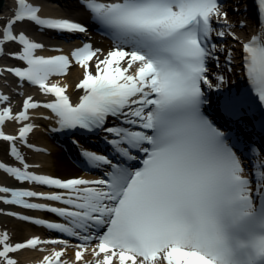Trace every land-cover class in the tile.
I'll return each instance as SVG.
<instances>
[{
  "label": "snow or ice",
  "instance_id": "1",
  "mask_svg": "<svg viewBox=\"0 0 264 264\" xmlns=\"http://www.w3.org/2000/svg\"><path fill=\"white\" fill-rule=\"evenodd\" d=\"M14 2L0 45L16 42L20 48L11 55L25 66L5 71L54 99L41 104L28 96L18 112L0 106V126L29 121V110L43 107L51 113L44 118L58 125L53 131L104 133L115 156L82 148L87 165L103 168L102 175L61 179L30 171L16 147V141L33 147L26 139L33 124L23 123L17 135L0 131L21 165L0 163V170L21 184L53 189L0 186V203L46 211L59 220L5 214L62 234L12 242L7 231L0 232V264H17L12 254L45 252L49 245L40 264H67L63 257L69 247L75 249L76 264H264V153L252 148L255 159L242 158L231 137L202 111L208 103L204 87L218 89L225 82L209 68L224 51L211 42L214 18L228 27L220 0H83L113 46L104 54L84 43L71 57L37 55L44 46L24 31L14 34V25L28 21L70 34L86 33L84 25L42 18L29 0ZM256 3L259 31L239 41V55L264 106V0ZM215 35L238 40L231 31ZM225 55L231 63L232 50ZM72 62L83 70L77 103L66 94L67 85L48 83L66 74ZM8 100L0 94V105ZM234 104L231 98L225 102L230 115ZM86 254L93 260L86 261Z\"/></svg>",
  "mask_w": 264,
  "mask_h": 264
},
{
  "label": "bare ground",
  "instance_id": "2",
  "mask_svg": "<svg viewBox=\"0 0 264 264\" xmlns=\"http://www.w3.org/2000/svg\"><path fill=\"white\" fill-rule=\"evenodd\" d=\"M32 1L39 2V0H29V2L31 3ZM50 6L53 7V5H50ZM15 7L16 5H15L14 0H4V5L2 8V11L0 12V31H2V27L4 23L6 22V20L11 18V16L14 14ZM46 13H49V11L47 10ZM18 24L14 25L13 29H16L17 31H19L20 29L24 30V29L31 28L30 25H27L25 23H18ZM28 37L31 40L33 38V41L37 42L38 38L35 36H32V34ZM76 44H71V45L77 46ZM92 46L94 48L101 49L103 52L107 50L106 49L107 47L109 49L110 45L107 42H102V43H96L94 45L92 44ZM62 50L63 49H61L60 51H56V52H62ZM45 51L49 52L50 50H45ZM51 51L54 52L53 50ZM9 59L11 60V58H8V57L5 59L3 58L5 62H9ZM71 65H75L76 69L70 72L67 71V73L63 77L52 76L49 79H52L54 83H58L63 86L67 85L68 87L67 93L71 96L72 99L77 101L79 100V96L82 95L83 92L76 90L75 88L76 86L75 87L72 86L71 82L76 80L77 81L76 84H77L83 76L82 75L83 70L78 65H76L75 62H72ZM92 68H94V64ZM0 81H1L0 94L7 95L9 97L8 102H6L7 104H10L9 101H12V103L14 101L15 104H19L18 111L19 109L21 110L22 102L28 96H31L33 100L40 102L41 104L51 100V97H48L47 95L41 92L39 93V95L38 94L37 95H33V94L26 95L25 94L23 98L16 97L17 95L15 94L18 91L16 88L15 90L12 91L13 84H14L13 78H12V75L8 72H5L3 73V75L0 76ZM29 116H30L29 121H25L22 123H16L14 121H11L10 123H7V125L5 126V130L11 131L13 130L14 127L23 126V123H31L34 125L33 127L34 130L32 131V133L37 134V142L30 143V144H32L36 148L42 149V153L40 151L34 152V151H29L28 149L24 150L22 156L25 158V162L30 165L29 170L37 172L38 174L51 175L53 177H58L61 179L76 177V174H75L76 170L74 169L73 164H71V161H69L65 155L64 156L62 155V153L60 152L61 151L60 149L52 145L51 138H50L52 136L50 133H51L52 127L57 124L54 118H48V119L44 118V117H51L50 111L48 109L40 107L37 109L29 110ZM42 126L45 129H43ZM56 140L57 141L59 140L58 137L56 138ZM64 144H67V142ZM11 160L13 161V163L19 164L15 160V158H11ZM19 166L21 165L19 164ZM82 174H83L82 177L87 176L84 172ZM12 184H15V181L13 178L9 177L8 175L4 173H0V186L13 187ZM24 185L25 184H17L18 187H23ZM16 211L17 210H14V208L11 207L10 205H5V204L0 203V227L3 228L5 227L6 224L16 226L17 230L15 231V237H11V241L12 242H22L26 240V238L28 237L27 235H30L32 231H30L28 229V226H26L24 223L20 222L19 220H16L12 216L5 214L8 212H16ZM38 253H39L38 250H23L22 252L12 254V255L14 256V258H17L16 260L17 264H22V262L25 264H29L31 263V261H33V259L36 258ZM18 259H20L21 261Z\"/></svg>",
  "mask_w": 264,
  "mask_h": 264
},
{
  "label": "rangeland",
  "instance_id": "3",
  "mask_svg": "<svg viewBox=\"0 0 264 264\" xmlns=\"http://www.w3.org/2000/svg\"><path fill=\"white\" fill-rule=\"evenodd\" d=\"M12 52L10 51V54ZM10 145L7 144H2L0 143V160H8L10 161ZM17 230L16 226L6 224L5 227H0V232L7 231L9 234L10 238L15 237V231Z\"/></svg>",
  "mask_w": 264,
  "mask_h": 264
},
{
  "label": "water",
  "instance_id": "4",
  "mask_svg": "<svg viewBox=\"0 0 264 264\" xmlns=\"http://www.w3.org/2000/svg\"><path fill=\"white\" fill-rule=\"evenodd\" d=\"M3 5H4V0H0V12L2 11Z\"/></svg>",
  "mask_w": 264,
  "mask_h": 264
}]
</instances>
